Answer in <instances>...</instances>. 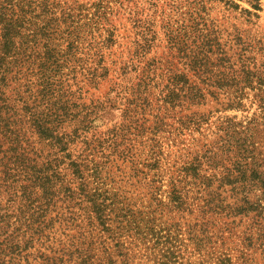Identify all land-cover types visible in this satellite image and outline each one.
Segmentation results:
<instances>
[{
  "label": "rangeland",
  "instance_id": "rangeland-1",
  "mask_svg": "<svg viewBox=\"0 0 264 264\" xmlns=\"http://www.w3.org/2000/svg\"><path fill=\"white\" fill-rule=\"evenodd\" d=\"M217 257L264 264V0H0V264Z\"/></svg>",
  "mask_w": 264,
  "mask_h": 264
},
{
  "label": "trees",
  "instance_id": "trees-1",
  "mask_svg": "<svg viewBox=\"0 0 264 264\" xmlns=\"http://www.w3.org/2000/svg\"><path fill=\"white\" fill-rule=\"evenodd\" d=\"M254 8L256 10H260L258 4H255ZM209 151L210 153H207L205 151L201 155H195L192 158L191 167L183 169L181 178L177 179V183H180V180H182V178L187 177L193 178L199 183H203L204 185H209L208 183L212 182L236 183L242 180V187L245 188L246 186L250 187L251 185L260 186L263 183L262 173L260 171H257V169H253V167H251L253 162H248V160H246L244 163H242L240 168L223 170L224 166L221 163L222 157H220L221 151H217L214 154H212L211 150ZM204 164L211 167L214 166V170L209 177L202 175L199 171ZM219 165L223 168L218 170L217 167ZM203 191L206 192L208 196L210 195L206 188ZM216 260V263L212 264H233L231 263V260L226 257H217Z\"/></svg>",
  "mask_w": 264,
  "mask_h": 264
}]
</instances>
